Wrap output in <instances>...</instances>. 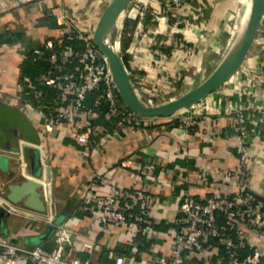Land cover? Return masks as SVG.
<instances>
[{"label": "crops", "instance_id": "0c3cea01", "mask_svg": "<svg viewBox=\"0 0 264 264\" xmlns=\"http://www.w3.org/2000/svg\"><path fill=\"white\" fill-rule=\"evenodd\" d=\"M165 1L155 0L152 4L153 9L164 10L165 19L156 20L150 14L142 21L137 16L125 17L119 38L123 54L128 57L125 67L131 82L139 80L157 93L174 88L188 67L210 63L213 57L220 59L232 34L233 13L238 6V0H182L180 7L167 9ZM108 2L0 0V99L20 106L31 118L34 99L25 95L31 83L22 74L24 67L46 59L48 50L43 44L47 39L65 38L74 30L93 33ZM122 14L114 25L112 41L118 37L115 29L121 25ZM173 24L182 32L172 30ZM202 30L205 38L198 37ZM256 33L235 76L189 109L188 114L197 120L189 129L180 113L145 117L139 128L132 129L111 111L97 112L95 118L102 117L101 122L90 141L83 144L75 139L73 124L61 123L45 130L42 121L31 118L41 135L40 151L45 163L41 180L48 209L56 216L69 206L64 223L78 231V257L106 264L121 255L123 264H152L148 261L151 257L169 254L175 211L184 193L202 195L215 188H232L239 145L234 133L235 112L264 107V49L256 47L263 37L258 38ZM213 41L221 42V50L215 55L205 54ZM73 67L74 63L66 64L67 69ZM38 79L35 76L31 81ZM21 82L24 86H19ZM0 154L14 156L2 150ZM201 170L203 178L199 177ZM100 177L105 183H100ZM0 179L6 180L5 176ZM112 184L143 188L154 201L149 220L136 238L123 226L102 227L97 209L80 197L86 188L102 193ZM248 187L264 197L261 146L250 153ZM11 209L17 212L4 218L8 238L20 239L18 242L26 245V236L44 232L46 223L40 213L14 204ZM29 218L33 220L28 224ZM251 241L264 248V242L255 237ZM55 242L53 234L37 244L49 249Z\"/></svg>", "mask_w": 264, "mask_h": 264}, {"label": "built area", "instance_id": "2783aa9c", "mask_svg": "<svg viewBox=\"0 0 264 264\" xmlns=\"http://www.w3.org/2000/svg\"><path fill=\"white\" fill-rule=\"evenodd\" d=\"M154 1L130 2L139 12V21L145 18L146 13L156 20L167 17L163 9L152 8ZM165 2L167 9L182 5V0ZM263 19L264 14L261 21ZM122 27L123 21L118 29L121 30ZM171 28L178 32L183 30L177 24L171 25ZM199 36L205 35L200 33ZM43 45L44 49L48 50L45 58L50 65L39 80L45 87L55 90L58 104L50 106L45 96L40 94L31 103L33 113L31 118L42 121L43 129H55L61 123L73 124L75 139L86 144L95 130L91 120L95 118L96 108L101 100L108 102L112 113L119 114L132 129L140 127L146 116L129 109H119L117 105L119 94L107 57L94 43L93 33L74 30L65 38L47 39ZM73 63V68H66V64ZM22 85L24 86V82L19 83V86ZM93 91H98L99 94L92 104L87 106L84 100ZM135 91L137 92L136 89ZM29 93L27 91L25 95ZM189 109L186 113H181L184 114L182 122L186 129L197 122L188 114ZM263 122L264 107L254 108L249 112L238 109L235 112L234 133L239 145L232 188L230 190L215 188L202 195L184 193L175 211L169 254L151 257L148 260L150 263L188 264L190 260L192 264H264V248L251 241L255 237L264 242V203L248 187L250 153L257 146L264 148V135L260 126ZM18 144L19 151L14 157L18 158L17 154L21 152L22 159H18L24 171L23 146L26 144H21L20 140ZM44 164L43 160V168ZM125 165L124 163L121 167ZM199 177H204L202 170ZM99 181L105 183L102 177ZM3 197L6 199L4 194ZM80 197L85 203L97 209L102 227L109 224L126 227V231L134 238L142 233L154 205V201L143 188L121 187L116 184H112L102 193L86 188ZM12 205L8 200H0V207L9 214L17 212L11 209ZM40 215L46 224L55 217L48 209V205L47 211ZM32 220H28L27 223ZM54 234L56 242L49 249H45L42 244L26 246L0 235V264H99L90 258L82 259L76 255L78 231L75 228L63 222L56 228ZM123 260V256L118 255L111 263L106 264H123Z\"/></svg>", "mask_w": 264, "mask_h": 264}, {"label": "water", "instance_id": "95a60500", "mask_svg": "<svg viewBox=\"0 0 264 264\" xmlns=\"http://www.w3.org/2000/svg\"><path fill=\"white\" fill-rule=\"evenodd\" d=\"M132 0H109L99 16L93 31V41L107 57L109 69L123 104L131 111L146 117H168L180 109H189L215 91L233 75L247 56L258 25L264 14V0H251L245 30L238 44L228 51L210 74L199 84L163 102L146 103L135 91L121 54L108 40L109 32L119 15ZM19 140L31 145L23 146L24 171L20 160L0 154V176H5L3 194L12 204L37 213L47 211L43 184V159L39 145L41 136L32 119L18 105L8 104L0 99V150L15 154L19 151ZM13 164V165H12ZM25 173V174H23ZM258 197L264 203V197ZM69 206L64 207L54 219L46 224L42 234L26 236L27 246L49 239L56 228L64 222ZM9 213L0 207V234L7 235L4 218ZM13 241H18L14 239Z\"/></svg>", "mask_w": 264, "mask_h": 264}, {"label": "rangeland", "instance_id": "374dc122", "mask_svg": "<svg viewBox=\"0 0 264 264\" xmlns=\"http://www.w3.org/2000/svg\"><path fill=\"white\" fill-rule=\"evenodd\" d=\"M138 15H139L138 10L135 7L132 6V3H130L126 7V9L123 11V14H122L121 18H122V21H124L125 17L128 18V17L131 16V17L135 18L137 16V18H138ZM146 15H149V14L146 13L145 16ZM115 24H117V23H115ZM115 31L117 32V35L120 38L121 35H122V29L119 30V29L116 28ZM258 31L260 32V35H259L258 38L261 39L263 37V39L259 40V43H260V41H262V42L259 45H257L256 47L262 46L261 48L264 49V22L261 21V26H260V29ZM200 33H202V34H204L206 36L204 30L200 31L199 34ZM205 36H201V37L198 36V37L199 38H205ZM256 42L257 41H255L254 43H256ZM220 45H221V42L218 43V42L213 41V42L210 43V45L208 47H206V49L204 50V53L205 54L212 53V55H215L217 52H219V50H221L222 45H221V47H220ZM118 51L120 52L122 60H123V62L125 64V66H126L128 57L125 54H123V49H122L120 43L118 45ZM218 59H219V57H216V58L213 57V59H212V61L210 63H204V64L200 63V65H199L198 64L199 62H198L196 64V66L192 65V68L188 67L185 70V72L182 74L181 78L175 83L174 88L170 87V89H165L166 92L164 91V92L157 93L152 88L146 87V85L144 86V84L140 83L139 80L138 81L134 80L135 84L134 83L133 84L136 85V86H134V88L137 90V94L141 98H143L146 103H157V102L166 101L169 98L177 97L181 93H184V92L188 91L189 89L193 88L194 86H196L197 84H199L210 73V71L213 69V67L215 66V64L218 61ZM241 66H242V64L240 65V67ZM227 82H229V81H227ZM215 91H213V92H215ZM186 110H188V109H180L176 113H180V114L181 113H186L187 112ZM4 182H5L4 179H2V180L0 179V200L7 201L6 199H3L4 197H3V194H2L3 187H4ZM15 219L19 220V218H15ZM25 221H26V219L24 218L23 223ZM18 241L21 242L22 240L18 239ZM23 242H25V240H23Z\"/></svg>", "mask_w": 264, "mask_h": 264}, {"label": "trees", "instance_id": "16d2710c", "mask_svg": "<svg viewBox=\"0 0 264 264\" xmlns=\"http://www.w3.org/2000/svg\"><path fill=\"white\" fill-rule=\"evenodd\" d=\"M126 24V20H125V23L124 25ZM39 63V64H38ZM30 62L24 67L23 69V76H25L26 78H29L30 79V83H31V87H28L27 88V91L30 92L28 96H30L33 99H35L39 94L42 95V96H45L46 98V101H47V104H49L50 106L51 105H55L57 106L58 104L56 103V92L55 90L51 89V88H47L45 87L43 84L40 83V80L38 79V81H31L33 80V78L35 76H41L46 68L49 66V61L47 59H45L44 61H38L36 62V65L33 64L32 66H30ZM26 91V92H27ZM99 92L98 91H93L91 93H89L85 100H84V104L85 105H90L92 104L93 100L98 96ZM117 105L119 106V109L120 110H124V109H128L126 106L123 105V102L120 98V96L118 95V103ZM96 111L101 113V114H104L108 111H111V107L109 105L108 102H106L105 100H101L99 106L96 108ZM112 113V111H111ZM113 114V113H112ZM114 117H120L119 114H113ZM102 117H99V118H93L91 120L92 124L94 126H96L97 124H99V122H101V119ZM261 133L264 135V122L261 123Z\"/></svg>", "mask_w": 264, "mask_h": 264}, {"label": "bare ground", "instance_id": "6f19581e", "mask_svg": "<svg viewBox=\"0 0 264 264\" xmlns=\"http://www.w3.org/2000/svg\"><path fill=\"white\" fill-rule=\"evenodd\" d=\"M250 3H251V0H238V6H237V9L234 11V13H233V31H232V34H231V36H230V39H229V41H228V44H227V46H226V48H225V50H224V52H223V54H222V56L220 57V59L218 60V62H216V65L220 62V60L224 57V55L228 52V51H230L233 47H235L237 44H238V42L240 41V39H241V37L243 36V33H244V30H245V26H246V22H247V18H248V15H249V11H250ZM126 9V8H125ZM120 16V15H119ZM119 18V17H118ZM118 18H117V20H118ZM116 20V21H117ZM116 23V22H115ZM115 25V24H114ZM114 25H113V27H112V29H111V31L109 32V35H108V40H109V42L115 47V48H118V43H119V38L117 37V39L116 40H114V41H112V38H111V36H112V31H113V28H114ZM120 26V25H119ZM259 30V28L257 29V33H256V36L258 35H260V32L258 31ZM257 36V37H258ZM215 64V63H214ZM216 65L213 67V69L216 67ZM240 67V66H239ZM212 69V70H213ZM211 70V71H212ZM210 71V72H211ZM236 73V72H235ZM234 73V74H235ZM210 74V73H209ZM208 74V75H209ZM234 74L233 75H231L226 81H228L231 77H233L234 76ZM207 75V76H208ZM206 76V77H207ZM205 77V78H206ZM204 78V79H205ZM203 79V80H204ZM202 80V81H203ZM225 81V82H226ZM225 82H223L222 84H224ZM222 84H221V86L220 87H222ZM144 102H145V100L143 99V98H141ZM21 141V144H26V145H31L30 143H28V142H26V141H24V140H20ZM17 157L18 158H20V159H22V154H21V152L19 153V154H17Z\"/></svg>", "mask_w": 264, "mask_h": 264}]
</instances>
